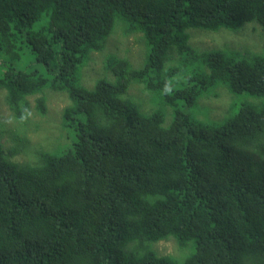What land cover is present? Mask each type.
<instances>
[{
  "label": "trees",
  "instance_id": "obj_1",
  "mask_svg": "<svg viewBox=\"0 0 264 264\" xmlns=\"http://www.w3.org/2000/svg\"><path fill=\"white\" fill-rule=\"evenodd\" d=\"M116 22L123 36L142 35L146 59L134 69L106 58L112 78L85 88L79 69ZM251 22L264 33V0H0L6 105L23 119L38 95L44 115L45 89L64 91L62 125L76 134L71 148L26 162L13 157L27 139L15 134L6 150L0 141V264H264V105L241 103L213 121L177 105L218 85L264 98V56L188 43L190 28ZM173 60L204 68L178 86ZM130 81L171 109L167 125L125 98ZM168 238L181 259L152 249Z\"/></svg>",
  "mask_w": 264,
  "mask_h": 264
},
{
  "label": "rangeland",
  "instance_id": "obj_2",
  "mask_svg": "<svg viewBox=\"0 0 264 264\" xmlns=\"http://www.w3.org/2000/svg\"><path fill=\"white\" fill-rule=\"evenodd\" d=\"M118 24L119 22H116L104 50L99 54L92 53L87 64L80 67L78 79L83 87H92L94 81L100 77L112 78L105 65L106 58L111 56L128 58L134 69L143 65L147 50H145L142 35L133 33L123 36ZM187 32L189 45L198 51L229 50L244 56L253 54L264 56V33L255 22L245 23L235 31L224 28L217 31L190 28ZM168 64L181 69L179 74L171 78L172 83L178 86L185 82L187 76H192L195 71L204 68L197 60L185 63L173 60ZM218 86L212 89L209 97H201L200 101L198 100L193 106H185L184 101H178L177 105L191 117L206 121L218 120L223 116V113L228 116L237 112L241 103L264 105V98L253 97L247 93L230 95L225 88ZM4 94V91L0 89V141L3 149L6 150L12 145L15 134L19 138L24 137L23 139L29 141V146L25 148L23 153L13 157L15 160L19 162L36 160L35 153L39 150L52 152L53 150H67L72 147L76 140V134L65 128L61 119L62 110L69 103L66 92L51 88L45 89L46 112L44 115L39 114L33 105V98L38 95L27 97L31 105L29 112L23 119L14 118L4 101ZM125 98L135 105L139 114L146 115L159 110L163 114L164 125L171 121V109L162 103L159 96L147 91L138 82H129ZM152 249L158 256L181 259L184 255L183 249L172 238L152 243ZM185 251L187 250L185 249ZM189 251L190 249L186 255Z\"/></svg>",
  "mask_w": 264,
  "mask_h": 264
}]
</instances>
